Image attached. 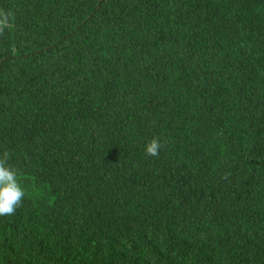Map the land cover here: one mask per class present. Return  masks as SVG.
<instances>
[{"label":"trees","instance_id":"1","mask_svg":"<svg viewBox=\"0 0 264 264\" xmlns=\"http://www.w3.org/2000/svg\"><path fill=\"white\" fill-rule=\"evenodd\" d=\"M0 159V264H264V0H0Z\"/></svg>","mask_w":264,"mask_h":264},{"label":"clouds","instance_id":"2","mask_svg":"<svg viewBox=\"0 0 264 264\" xmlns=\"http://www.w3.org/2000/svg\"><path fill=\"white\" fill-rule=\"evenodd\" d=\"M161 147V143L153 139L145 145V153L156 157ZM24 196L25 192L21 187L17 172L7 166L5 160L0 159V216L15 214Z\"/></svg>","mask_w":264,"mask_h":264}]
</instances>
